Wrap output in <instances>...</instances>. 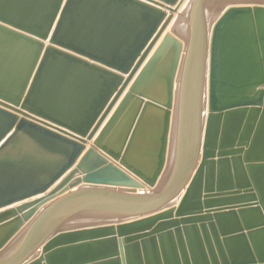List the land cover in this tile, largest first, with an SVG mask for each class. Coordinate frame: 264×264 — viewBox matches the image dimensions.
Wrapping results in <instances>:
<instances>
[{"label": "water", "instance_id": "1", "mask_svg": "<svg viewBox=\"0 0 264 264\" xmlns=\"http://www.w3.org/2000/svg\"><path fill=\"white\" fill-rule=\"evenodd\" d=\"M182 1L0 0V264H264V0Z\"/></svg>", "mask_w": 264, "mask_h": 264}, {"label": "bare ground", "instance_id": "2", "mask_svg": "<svg viewBox=\"0 0 264 264\" xmlns=\"http://www.w3.org/2000/svg\"><path fill=\"white\" fill-rule=\"evenodd\" d=\"M188 2V0H183L182 2H181V6H180V8H179V12L184 8V6L186 5V3ZM178 14H176L175 16H177ZM172 24V23H171ZM170 28V27H169Z\"/></svg>", "mask_w": 264, "mask_h": 264}, {"label": "rangeland", "instance_id": "3", "mask_svg": "<svg viewBox=\"0 0 264 264\" xmlns=\"http://www.w3.org/2000/svg\"><path fill=\"white\" fill-rule=\"evenodd\" d=\"M230 4H232V3H230ZM239 4H243V3H239ZM228 5H229V4H228ZM228 5H227V6H228ZM227 6H226V7H227ZM226 7H225V8H226ZM176 17H177V16H176ZM176 17H175V18H176ZM171 25H172V24H171ZM170 27H171V26H170ZM81 223H84V224H85V223H90V222H88V221H83V222H81ZM4 252H5V250H0V255L3 254Z\"/></svg>", "mask_w": 264, "mask_h": 264}, {"label": "crops", "instance_id": "4", "mask_svg": "<svg viewBox=\"0 0 264 264\" xmlns=\"http://www.w3.org/2000/svg\"><path fill=\"white\" fill-rule=\"evenodd\" d=\"M175 17H176V16H175ZM174 19H175V18H174ZM170 26H171V25H170ZM169 29H170V28H169ZM169 29H168V30H169ZM179 37H180V36H179ZM131 83H132V82H131ZM131 83H130V84H131ZM122 97H123V96H122ZM122 97L118 100L116 106L119 104V102L121 101ZM116 106L114 107V109L116 108ZM114 109H113V110H114ZM111 113H112V112H111Z\"/></svg>", "mask_w": 264, "mask_h": 264}]
</instances>
